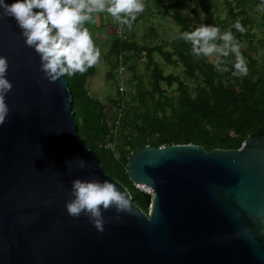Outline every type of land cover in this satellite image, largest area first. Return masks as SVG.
I'll use <instances>...</instances> for the list:
<instances>
[{
    "label": "water",
    "instance_id": "obj_1",
    "mask_svg": "<svg viewBox=\"0 0 264 264\" xmlns=\"http://www.w3.org/2000/svg\"><path fill=\"white\" fill-rule=\"evenodd\" d=\"M0 56L12 84L0 126V264H264V136L237 150L138 149L126 173L152 191L146 213L103 173L78 135L67 81L45 77L7 16ZM76 179L112 182L131 211H103V232L83 213L69 216Z\"/></svg>",
    "mask_w": 264,
    "mask_h": 264
},
{
    "label": "trees",
    "instance_id": "obj_2",
    "mask_svg": "<svg viewBox=\"0 0 264 264\" xmlns=\"http://www.w3.org/2000/svg\"><path fill=\"white\" fill-rule=\"evenodd\" d=\"M192 1L175 0L169 8L186 7ZM213 1L196 0L205 14L214 12L216 5ZM222 3L227 10L222 29H229L237 20L246 29L242 34L232 28L240 44L249 41L248 51L241 50L247 59L246 76H232L231 64L228 65L229 71L220 72L210 60H196L191 54V45L180 38L171 42L173 52L162 45L139 46L128 39L115 38L108 52L109 57L115 59L113 64H117L120 53L125 54V63L133 56H144L145 69L150 77L149 88L145 89L133 67H128L133 77H124V81L128 87L138 81L135 92L122 96L117 89V96L109 99L121 114L118 124L117 113L111 118L102 103L86 90V80L95 74V65L86 73L64 77L71 92L72 113L79 137L95 155L103 173L122 184L132 202L146 213L151 196L137 189L126 173L130 156L138 149L147 145L159 148L193 144L206 151L237 150L247 138L264 136V52L263 66L259 69L258 60L252 56L256 48L251 16L246 11V8L253 10L257 0H222ZM155 5L159 6L160 1ZM160 14L172 17L183 31L188 30L179 14L170 15L166 9ZM154 54L167 65H181L183 74L196 83L194 89L191 90L179 76L164 74L155 62ZM230 59L234 61V57ZM163 85L168 88L176 85V95L168 96Z\"/></svg>",
    "mask_w": 264,
    "mask_h": 264
},
{
    "label": "clouds",
    "instance_id": "obj_3",
    "mask_svg": "<svg viewBox=\"0 0 264 264\" xmlns=\"http://www.w3.org/2000/svg\"><path fill=\"white\" fill-rule=\"evenodd\" d=\"M146 7V0H14L11 4L0 0V17L16 21L26 45L39 55L41 71L55 82L61 77L86 73L101 58V49L84 26L85 22H94L93 13H107L119 27L131 29ZM255 11L264 13V0L255 6ZM232 28L242 34L246 31L237 20L225 30L200 24L192 31L180 32L179 38L191 45L196 60H214L217 70L223 72L229 71L231 64L232 76L243 77L248 74L247 59ZM8 66L7 58L0 56V126L9 115L5 100L12 89L6 78ZM80 166H85L83 160ZM70 195L72 199L66 202L68 215L77 218L83 213L100 232L104 231L103 211L112 206L117 212L131 211L123 192L107 180L101 183L76 179Z\"/></svg>",
    "mask_w": 264,
    "mask_h": 264
},
{
    "label": "rangeland",
    "instance_id": "obj_4",
    "mask_svg": "<svg viewBox=\"0 0 264 264\" xmlns=\"http://www.w3.org/2000/svg\"><path fill=\"white\" fill-rule=\"evenodd\" d=\"M157 1L158 0H146L147 7L145 8V11L137 15L135 24L132 26V28L128 29L127 27H124L121 29L122 33L129 41L135 42L139 46L147 47L162 45L165 46L167 51L173 52V46L170 44L171 42H175L179 39V33L183 30L178 22L172 17H167L160 14L165 9L168 10L170 15H173L174 13L179 14L181 16V20H183V24L188 29L187 31L194 30L200 24L216 25L222 29L223 22H225L227 19V10L222 3V0L213 1V4L216 5V7L212 14L203 13L200 10L196 0H193L186 7L181 8H169L172 6L175 0H159V6L155 5ZM260 3L261 0H257V5ZM246 11L251 16L252 33L254 35L253 43L254 47L256 48V53H252V56L254 59L258 60L260 65L259 69H261V66H263L261 59L264 52V43H260L259 41L264 42V13L255 11V6L253 7V10L250 11L249 8H246ZM100 14H102L103 25L96 28L94 27L95 32L93 33L96 35L94 43L101 49L102 55L95 65L97 71L93 76L86 80L85 87L88 94L92 98L97 99L102 103V105L107 109L108 115L111 118H115L117 113V119L119 117L118 109L112 106L109 99L115 98L117 96V89L120 90L121 86L124 93L127 95L129 93H134L138 81H134L131 87H128L126 83L121 85V81L118 79L119 77H117L116 70L113 69V71L106 65H102V60L106 56L112 40L117 38L116 32L118 28L114 18H112L107 13H93L92 15L96 24L100 25ZM86 23L87 22H85V24ZM91 24L94 26V23ZM248 49L249 41L245 40L241 43V50L248 51ZM153 58L155 62L160 65L164 74L177 75L184 83H186V85H188L189 88H191V90L194 89L196 83L188 79L183 74L181 65H178V67L167 65L157 54H154ZM210 62L215 65L214 60H210ZM111 63H113V61ZM125 64L126 65L123 73L124 77H127L128 79L133 77L132 72L128 70V67L132 66L133 71L139 78L138 80L143 85V88L148 89L150 77L145 69V57L133 56L132 59L127 60ZM162 89L165 90L168 96L176 95V85H173L171 88L163 85Z\"/></svg>",
    "mask_w": 264,
    "mask_h": 264
},
{
    "label": "built area",
    "instance_id": "obj_5",
    "mask_svg": "<svg viewBox=\"0 0 264 264\" xmlns=\"http://www.w3.org/2000/svg\"><path fill=\"white\" fill-rule=\"evenodd\" d=\"M117 28H118V30L116 32L117 39L122 40V41H125L127 39V37L122 33V31H121L122 28L119 27L118 25H117ZM124 58H125V54L120 53L118 55V57H117V65H116V68H115L117 77H119L118 79L121 81V85H123V83H125V81H123L124 80L123 73H124V69H125V60H124ZM120 88L121 89L120 90L118 89V91L120 93H122V96H123L124 91H123L122 86ZM120 117H121V114L119 113V117L116 119V124H118V121H119ZM111 133L112 134H115V131H111ZM143 192H145V193L149 194L150 196H152V191L150 189L147 190V191L146 190H143Z\"/></svg>",
    "mask_w": 264,
    "mask_h": 264
},
{
    "label": "crops",
    "instance_id": "obj_6",
    "mask_svg": "<svg viewBox=\"0 0 264 264\" xmlns=\"http://www.w3.org/2000/svg\"><path fill=\"white\" fill-rule=\"evenodd\" d=\"M101 16V17H100ZM100 19H99V21H100V25H98V24H96L95 22H93L94 23V26L91 24V23H86L85 24V26L86 27H88L89 29H90V33L91 34H93L94 36H93V39H96V35L93 33V32H95V30H94V27L96 28V27H99V26H102L103 25V19H102V14H100ZM135 24V22L133 23V25ZM101 36V35H100ZM100 36H98V37H100ZM100 38H102V37H100ZM110 47H111V45H110ZM110 47H109V50H110ZM109 50H108V52H109ZM108 52L106 53V56L104 57V59L102 60V65L104 66V65H106L107 67H109V68H111V70H115V68H116V65L117 64H113V63H111L112 61L113 62H115V59H113V58H111V57H109V54H108ZM113 70V71H114ZM97 70H96V68H95V72H96ZM111 72V71H110Z\"/></svg>",
    "mask_w": 264,
    "mask_h": 264
},
{
    "label": "bare ground",
    "instance_id": "obj_7",
    "mask_svg": "<svg viewBox=\"0 0 264 264\" xmlns=\"http://www.w3.org/2000/svg\"><path fill=\"white\" fill-rule=\"evenodd\" d=\"M138 187H139L140 189H143V190H146V191L149 190L148 187H146V186L139 185Z\"/></svg>",
    "mask_w": 264,
    "mask_h": 264
}]
</instances>
